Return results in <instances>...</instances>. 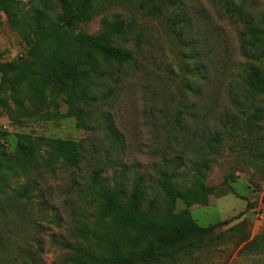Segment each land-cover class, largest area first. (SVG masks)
<instances>
[{"label": "rangeland", "instance_id": "1", "mask_svg": "<svg viewBox=\"0 0 264 264\" xmlns=\"http://www.w3.org/2000/svg\"><path fill=\"white\" fill-rule=\"evenodd\" d=\"M17 1L19 15L35 25L32 1ZM229 3L257 20L264 16V0H157L156 16L139 8L141 0H96L88 20L74 28L77 38L104 34V17L120 15L132 24L119 43L132 51L134 61L121 71L114 68L116 80H107L101 88L109 96L97 102L99 110H93L108 117L122 135L115 157L124 183L144 174L145 204L166 207L171 202L158 170L168 158L179 166L171 179L173 188L185 194L177 199L176 210L188 207L200 226L229 221L215 230L228 231L223 241L173 264H264V247L254 252L244 249L254 236H264V172L237 152L240 138L227 135L209 169L189 171L196 146L205 134L220 131L217 121L225 111L245 116L235 106V101H245L239 85L245 62L239 33L244 24ZM3 20L0 264H71L62 242L92 245L100 253L108 251L113 240L129 244L137 233L93 195L90 181L101 159L89 155L78 168L71 167L62 145L90 138L103 148V132L83 129L74 117L64 116L70 85L48 70L49 51L33 50V37L13 29L5 15ZM259 64L264 68V59ZM184 100L187 114L176 125L175 115ZM257 103L264 100L258 98ZM25 144L30 151L24 156L19 148ZM113 174L108 166L102 179L112 185ZM26 182L33 184L30 198L13 196L14 189ZM204 194L207 204L199 201Z\"/></svg>", "mask_w": 264, "mask_h": 264}, {"label": "trees", "instance_id": "2", "mask_svg": "<svg viewBox=\"0 0 264 264\" xmlns=\"http://www.w3.org/2000/svg\"><path fill=\"white\" fill-rule=\"evenodd\" d=\"M31 1L34 7L35 25L19 15V1L0 0V28L4 24L5 15L13 29L21 31L25 37H33V50L49 51L46 62L48 70L58 74L62 82L70 85L67 99L69 107L64 116L74 117L77 125L83 129L93 132L98 129L104 135L103 148L90 138L64 141L62 145L67 152L68 164L78 168L89 155L94 159H101L98 166L93 169L90 181L94 183L93 195L116 220L137 233L127 245L116 240L111 241V246L105 253L96 251L92 245L83 247L62 242V246L69 250L67 262L173 264L178 259L188 257L214 242L223 241L228 231L217 233L215 230L227 224L228 220L200 226L188 207L176 210L177 199H183L185 194L177 193L173 188L171 179L178 175L179 166L172 164L168 158L158 170V175L171 203L164 208H159L154 203L146 205L144 197L148 194V190L145 185V175L136 174L125 184L123 172L119 171L115 155L119 154L122 146L121 133L108 117L103 119L102 115L93 113L94 109H100L97 102L109 96L107 93H101V88L107 80H116L114 68L121 71L124 65L134 61L132 51L119 43L120 37L132 30L131 22L120 15L104 17L102 19L106 29L104 34L76 38L74 28L83 20H88V10L96 0ZM229 4L237 20L244 24L239 33V50L241 56L245 58V62L241 65L239 85L241 96L245 101L237 100L235 106L245 114L243 117L246 118L236 114L231 116L225 111V115L217 121L220 131L205 134L202 142L196 146V159L188 160L191 164L189 171H197L196 173H202L214 164L217 151L227 135L240 138L237 139L239 145L237 152H240L256 170L264 172V104L257 103L258 98L264 100V68L259 64L264 59V16L257 20L241 6ZM139 8L142 10L148 8L149 14L153 16L160 11L157 0H141ZM139 43L140 36L137 38V44ZM186 108V100H184L179 104L175 115L176 125L180 124V119L187 114ZM19 149L24 156L30 151V147L26 144ZM108 166L114 170L112 185L102 179ZM32 185L26 182L20 188L14 189L13 196L30 198ZM192 196L198 201V197ZM199 201L207 204V194H204ZM263 247L262 235L254 236L244 245L247 252H254Z\"/></svg>", "mask_w": 264, "mask_h": 264}]
</instances>
